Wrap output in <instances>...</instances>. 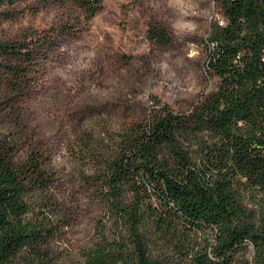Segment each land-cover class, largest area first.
Returning <instances> with one entry per match:
<instances>
[{
  "label": "trees",
  "instance_id": "1",
  "mask_svg": "<svg viewBox=\"0 0 264 264\" xmlns=\"http://www.w3.org/2000/svg\"><path fill=\"white\" fill-rule=\"evenodd\" d=\"M40 1L75 7L81 21L60 29L67 34L88 29L104 0ZM218 2L223 21L202 41L215 90L186 110L154 97L145 118L74 139L67 180L102 209L81 264H264V0ZM148 35L159 45L172 40L159 24ZM53 46L0 39V81L25 94ZM14 152L1 137L0 264H54L52 247L79 200L52 201L50 161L34 147L23 160ZM32 196L50 204L34 209Z\"/></svg>",
  "mask_w": 264,
  "mask_h": 264
},
{
  "label": "rangeland",
  "instance_id": "2",
  "mask_svg": "<svg viewBox=\"0 0 264 264\" xmlns=\"http://www.w3.org/2000/svg\"><path fill=\"white\" fill-rule=\"evenodd\" d=\"M75 11L40 0L0 7L1 40L54 43L29 73L32 86L25 94L0 81V138L13 145L17 160L34 147L50 161L58 178L52 201L80 203L54 242V264L82 263L80 252L102 212L67 180L74 139L86 130L117 129L145 118L154 97L175 110L189 109L218 84L204 71L202 44L210 25L223 21L218 0H104L88 29L62 34L68 24H80ZM154 24L168 28L171 42L159 45L149 38ZM29 199L34 209L50 204ZM51 205L53 215L62 213Z\"/></svg>",
  "mask_w": 264,
  "mask_h": 264
}]
</instances>
